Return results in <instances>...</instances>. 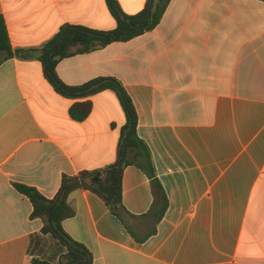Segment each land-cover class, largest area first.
<instances>
[{"label": "crops", "instance_id": "1", "mask_svg": "<svg viewBox=\"0 0 264 264\" xmlns=\"http://www.w3.org/2000/svg\"><path fill=\"white\" fill-rule=\"evenodd\" d=\"M117 1L128 15L146 3ZM0 15L14 49L64 25L116 27L105 0H0ZM56 73L68 86L118 79L151 163L123 168L122 220L88 190L69 194L62 228L92 264H264V0H170L152 30L63 58ZM85 101L89 115L74 120ZM124 123L111 90L71 99L36 58L0 65V264H57L65 248L14 184L54 198L63 176L116 161Z\"/></svg>", "mask_w": 264, "mask_h": 264}, {"label": "trees", "instance_id": "2", "mask_svg": "<svg viewBox=\"0 0 264 264\" xmlns=\"http://www.w3.org/2000/svg\"><path fill=\"white\" fill-rule=\"evenodd\" d=\"M170 0H146L143 9L133 15L125 14L117 0H105L109 12L116 22L113 30L100 31L81 26L64 25L59 32L40 48L14 49L10 43L4 18L0 15V65L17 58H36L42 63L45 79L63 97L82 99L104 90L113 91L120 102L125 116L121 127L116 161L102 169L81 171L77 176H63L61 185L52 199L45 198L33 187L14 184L16 190L27 197L32 204V219L42 221V234H48L65 248L57 264H92L93 255L85 245L73 240L62 228V221L74 216L68 204L69 194L84 189L100 197L118 219L127 214L122 205V171L130 163H137L144 170L151 169L146 145L136 133L137 114L122 83L114 77H98L79 86L64 84L56 73L58 62L74 54L88 53L101 49L113 42H126L155 28ZM91 111L89 101L75 103L70 108L74 120L83 121ZM130 149H135L132 159ZM32 264H51L32 259Z\"/></svg>", "mask_w": 264, "mask_h": 264}]
</instances>
